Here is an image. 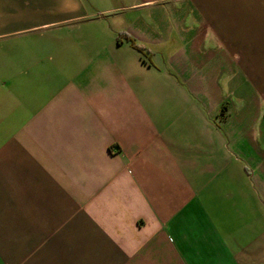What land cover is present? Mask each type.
I'll list each match as a JSON object with an SVG mask.
<instances>
[{
  "label": "crops",
  "instance_id": "crops-1",
  "mask_svg": "<svg viewBox=\"0 0 264 264\" xmlns=\"http://www.w3.org/2000/svg\"><path fill=\"white\" fill-rule=\"evenodd\" d=\"M0 264H264V0H0Z\"/></svg>",
  "mask_w": 264,
  "mask_h": 264
},
{
  "label": "trees",
  "instance_id": "trees-1",
  "mask_svg": "<svg viewBox=\"0 0 264 264\" xmlns=\"http://www.w3.org/2000/svg\"><path fill=\"white\" fill-rule=\"evenodd\" d=\"M127 38L129 39V41H130V43L132 44L133 47L140 49L139 46L136 45V44L132 41V39H131L130 37H127Z\"/></svg>",
  "mask_w": 264,
  "mask_h": 264
}]
</instances>
